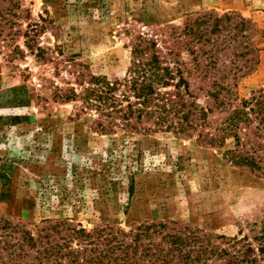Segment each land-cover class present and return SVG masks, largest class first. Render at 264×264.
I'll return each instance as SVG.
<instances>
[{
	"label": "rangeland",
	"instance_id": "1",
	"mask_svg": "<svg viewBox=\"0 0 264 264\" xmlns=\"http://www.w3.org/2000/svg\"><path fill=\"white\" fill-rule=\"evenodd\" d=\"M211 12L252 27L250 70L226 80L223 93L237 106L264 93V0H0V216L36 236L46 221L125 233L175 222L216 238L246 236L261 257L253 237L264 225V171L232 162L233 139L202 141L225 116L206 93L215 77L196 68L208 65L205 55L195 63L170 37ZM139 37L154 41L164 62L181 63L191 97L181 91L211 111L207 126L186 135L96 126L84 90L100 77L121 83L120 96ZM220 57L219 67L231 66Z\"/></svg>",
	"mask_w": 264,
	"mask_h": 264
},
{
	"label": "trees",
	"instance_id": "2",
	"mask_svg": "<svg viewBox=\"0 0 264 264\" xmlns=\"http://www.w3.org/2000/svg\"><path fill=\"white\" fill-rule=\"evenodd\" d=\"M251 36L250 22L240 15L211 12L188 19L183 29L174 31L170 37L183 44L186 51L194 56L195 63L199 53L205 55L208 65L202 68L198 62L196 68L201 69L203 77H215L206 93L225 116L215 130L216 134L202 133V141L211 146H223L227 139H233L235 149L228 152L232 162L263 172L264 93L260 91L237 106L225 103L223 98V93H227L230 87L226 80L232 77L235 81L250 70L251 64H248L251 60L247 57L252 54ZM222 54L231 66H218ZM178 55L173 51L169 53L174 59ZM132 56L129 76L120 96L117 92L121 83H110L100 77H91L84 90L86 109H95L99 115L96 126L101 132L112 133L122 127L143 132L166 129L186 135L207 126L211 111L198 107L195 102L187 103L181 91L183 89L191 97L186 70L181 68V63L176 59L175 62H164L157 51V44L142 37L137 39ZM241 60L245 64L239 66ZM74 97L76 94L72 92L66 100ZM44 224L49 226L39 230L36 236L24 224L0 216V264L264 262V225L253 237L259 242V257L246 236L241 239L216 238L175 222L144 224L129 233L112 228L87 232L67 221H46ZM75 241L79 243L76 249L73 247Z\"/></svg>",
	"mask_w": 264,
	"mask_h": 264
}]
</instances>
